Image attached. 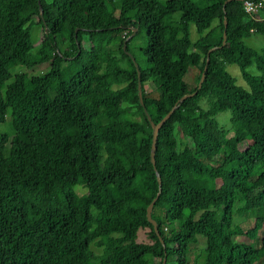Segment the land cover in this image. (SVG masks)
Returning a JSON list of instances; mask_svg holds the SVG:
<instances>
[{"label":"trees","instance_id":"1","mask_svg":"<svg viewBox=\"0 0 264 264\" xmlns=\"http://www.w3.org/2000/svg\"><path fill=\"white\" fill-rule=\"evenodd\" d=\"M244 1L0 0V123L8 111L12 131L0 133V264H132L145 255L188 264L198 236L189 264H264V4L249 14ZM247 32L261 37L258 51L244 44ZM125 52L150 120L176 105L157 128L153 168ZM202 97L213 98L206 108ZM155 173L158 237L144 212L132 223L118 212L134 197L149 203ZM241 213L261 231H233Z\"/></svg>","mask_w":264,"mask_h":264},{"label":"rangeland","instance_id":"2","mask_svg":"<svg viewBox=\"0 0 264 264\" xmlns=\"http://www.w3.org/2000/svg\"><path fill=\"white\" fill-rule=\"evenodd\" d=\"M191 31V29H190ZM40 32L39 26H32L30 29V39L32 42H34L37 39V36ZM243 42L245 45L253 48L254 50L258 51L262 45L261 43V37L258 36L257 34H254L252 32H247V34L245 36H243ZM35 49V48H34ZM43 67H38V69H36V71H33V74H35L37 71L41 70ZM229 73L231 74V76H233L235 79V82L239 85H242L241 81L237 78V74L236 71L234 69L233 66H229L228 67ZM24 69L23 67H12V69L10 70L11 75L13 74H17L20 72H23ZM248 71H250L251 73H255V71L252 69V67H248ZM191 86V84H190ZM143 88L145 91H150L151 85L148 82H145V84L143 85ZM213 98L212 97H202L199 101H198V105L201 108H206L207 104L209 101H211ZM8 115V111L6 112V115L4 117L3 122L0 123V133H4L7 136H10L12 131H11V127H10V122H9V117H7ZM216 121L218 122V124L226 131L227 136L230 135V126L228 123V116L226 113H218L215 116ZM176 134V132H175ZM243 144L240 143L234 147H232L231 151L229 153L226 154V158L227 159H235L238 155V152L240 149H242ZM223 154V151H220L214 158H213V162L215 163H219V161L221 160V156ZM218 184V180H216V185ZM72 190L77 194H81L84 193V189L79 187L78 185L72 186ZM147 203L146 201L140 200L138 198H132L128 201H126L119 209L118 212L119 214L126 219V221L128 223H132L135 220H138L141 218V216L143 215L144 209L146 207ZM259 221L258 219H254L253 217H247L245 214H234L232 217V230H240V229H250L251 227L253 228H257L258 231H261V227L259 226ZM139 234H141L139 232ZM259 235V232H258ZM258 235H256V238L258 237ZM141 236V235H140ZM142 239V236L141 238ZM139 241V239H138ZM203 241V238L198 236L197 237V244L196 245H189V252H188V260L187 263L189 264L191 262V259L193 257V255H198L199 254V247L201 246ZM245 242H252L251 240L248 239H244ZM90 250L92 251L93 255H98L100 254V249L99 248H94L91 245H89ZM135 259L137 261H134L132 264H137V262H139L138 264H158L157 261L152 260L151 256L149 255H145L140 257H135ZM88 264H96L93 261H90Z\"/></svg>","mask_w":264,"mask_h":264},{"label":"water","instance_id":"3","mask_svg":"<svg viewBox=\"0 0 264 264\" xmlns=\"http://www.w3.org/2000/svg\"><path fill=\"white\" fill-rule=\"evenodd\" d=\"M39 9L40 8L38 6V10ZM39 15H40V11H39ZM42 24H43V22H42ZM222 25H223V27L225 26L224 18L222 19ZM223 40H224V30H222V33H221V43H223ZM123 47H124V43L122 44V48ZM212 49H213V47H210L205 53L204 65L202 66L201 72H200V74L198 76V79H197V82H196V85H195L196 89L200 86V83L202 82V80L204 78L205 65L207 63V54ZM125 53L128 55V57L130 58V60H131V62L133 64V67H134V70H135V78H136L135 90H136L137 101H138V104L141 106L143 115L145 116V119L148 122L149 127H150V144H149V150H148V159H149V162H150V164H151V166L153 168V153H154V148H155V140H156L157 128L169 116V114L174 110L176 105L175 104L171 105L170 108L168 109V111L166 113H164L163 116L156 123H153L150 120V118H149L147 112L145 111L144 107L142 106V102H141L139 71H138L137 65L134 62L133 58L130 56V54L128 52H125ZM194 93H195V90H193V91H191L189 93H185V94L181 95L178 98V102H181L183 99H185L187 97H190ZM155 181H156L157 190H156V193H155L154 197L149 201V203L146 205V207L144 209V217H145L146 221L151 225L152 230L155 233V235L158 237V233H157V230L155 228V223L149 216L151 205H152L154 199L156 198V196L158 195V192L160 190V179H159V176L156 173H155ZM160 264H164V259L163 258L161 259V263Z\"/></svg>","mask_w":264,"mask_h":264},{"label":"built area","instance_id":"4","mask_svg":"<svg viewBox=\"0 0 264 264\" xmlns=\"http://www.w3.org/2000/svg\"><path fill=\"white\" fill-rule=\"evenodd\" d=\"M261 4H264V0H259V5H249V6H242V9L246 13H256L257 14V7Z\"/></svg>","mask_w":264,"mask_h":264},{"label":"bare ground","instance_id":"5","mask_svg":"<svg viewBox=\"0 0 264 264\" xmlns=\"http://www.w3.org/2000/svg\"><path fill=\"white\" fill-rule=\"evenodd\" d=\"M244 2H245V6H249L250 5V3L248 1L245 0ZM257 13H258V7H257Z\"/></svg>","mask_w":264,"mask_h":264}]
</instances>
